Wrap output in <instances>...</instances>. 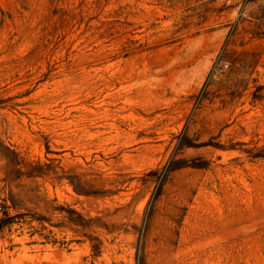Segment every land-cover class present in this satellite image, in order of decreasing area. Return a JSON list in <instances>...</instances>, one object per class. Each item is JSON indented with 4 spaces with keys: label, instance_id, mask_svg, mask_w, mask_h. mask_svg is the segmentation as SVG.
<instances>
[{
    "label": "rangeland",
    "instance_id": "obj_1",
    "mask_svg": "<svg viewBox=\"0 0 264 264\" xmlns=\"http://www.w3.org/2000/svg\"><path fill=\"white\" fill-rule=\"evenodd\" d=\"M0 264H264V0H0Z\"/></svg>",
    "mask_w": 264,
    "mask_h": 264
},
{
    "label": "built area",
    "instance_id": "obj_2",
    "mask_svg": "<svg viewBox=\"0 0 264 264\" xmlns=\"http://www.w3.org/2000/svg\"><path fill=\"white\" fill-rule=\"evenodd\" d=\"M0 210H1V208H0Z\"/></svg>",
    "mask_w": 264,
    "mask_h": 264
}]
</instances>
